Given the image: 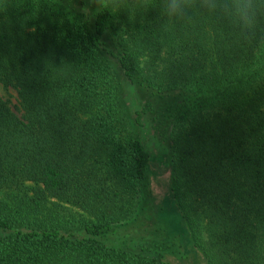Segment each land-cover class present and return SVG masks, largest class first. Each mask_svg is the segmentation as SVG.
<instances>
[{"label": "trees", "instance_id": "16d2710c", "mask_svg": "<svg viewBox=\"0 0 264 264\" xmlns=\"http://www.w3.org/2000/svg\"><path fill=\"white\" fill-rule=\"evenodd\" d=\"M159 4L0 0V264H264V48Z\"/></svg>", "mask_w": 264, "mask_h": 264}, {"label": "clouds", "instance_id": "9594fccd", "mask_svg": "<svg viewBox=\"0 0 264 264\" xmlns=\"http://www.w3.org/2000/svg\"><path fill=\"white\" fill-rule=\"evenodd\" d=\"M159 14L170 24L212 19L238 41L264 48V0H160Z\"/></svg>", "mask_w": 264, "mask_h": 264}, {"label": "rangeland", "instance_id": "374dc122", "mask_svg": "<svg viewBox=\"0 0 264 264\" xmlns=\"http://www.w3.org/2000/svg\"><path fill=\"white\" fill-rule=\"evenodd\" d=\"M0 95L8 101L13 108L18 106V100H17V94L12 90V89H6L3 86H0ZM143 136V134H141ZM149 143L150 150H152L153 153L157 152V155L155 156V159L157 157V161L161 160L163 163H158L156 170L162 172V174L165 172H169L168 169H166L164 166H169V170H171L170 165H169V153L168 149L165 146L158 145L157 143L153 142L151 140V136L149 134V140H147ZM170 173V172H169ZM164 187V183L160 186L161 189V194L164 198V195L166 194ZM159 188V190H160ZM122 234H125L124 231L120 232ZM147 236L139 235L138 232L136 234H130L129 238L133 242L134 246L139 247L140 243L143 242V239L146 238Z\"/></svg>", "mask_w": 264, "mask_h": 264}]
</instances>
